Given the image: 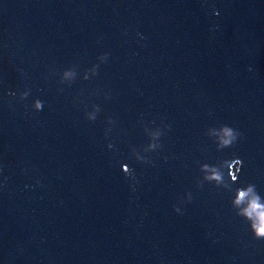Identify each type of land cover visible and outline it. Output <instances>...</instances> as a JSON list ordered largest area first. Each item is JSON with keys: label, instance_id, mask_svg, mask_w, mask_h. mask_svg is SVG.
Wrapping results in <instances>:
<instances>
[{"label": "water", "instance_id": "obj_1", "mask_svg": "<svg viewBox=\"0 0 264 264\" xmlns=\"http://www.w3.org/2000/svg\"><path fill=\"white\" fill-rule=\"evenodd\" d=\"M220 124L242 138L217 151ZM222 159L237 181L197 188ZM248 183L264 198V0H0V264H264Z\"/></svg>", "mask_w": 264, "mask_h": 264}, {"label": "clouds", "instance_id": "obj_2", "mask_svg": "<svg viewBox=\"0 0 264 264\" xmlns=\"http://www.w3.org/2000/svg\"><path fill=\"white\" fill-rule=\"evenodd\" d=\"M107 57V53L103 54ZM67 75V74H65ZM9 95L15 96V92H9ZM29 95V91L25 90L19 93V99L24 100ZM43 107V101L40 99H34L31 104V109L34 111H41ZM85 118L88 121H94L96 119L95 115L85 114ZM215 132V137L209 139L215 144L216 150L220 151L225 148H231L235 145L238 139L242 138V133L237 129L229 126L227 124H220L216 127H210ZM140 163H150L149 160L135 159ZM236 161L237 175L235 178L225 176L224 169H227L229 163ZM240 159H228L219 160L217 163L209 164L202 163L199 166V172L201 176L199 182H196L197 188L201 187L203 183H211L218 187L220 185L232 184L237 181L238 173L241 168ZM124 171V170H123ZM126 174L129 173L124 171ZM191 194L187 193V199L182 202H190ZM232 206L240 207V211L237 215L244 217L246 220L250 221L249 231L252 237L257 240H264V198L256 190L254 184L248 183L244 184L242 187H237L235 190V195L230 201ZM174 212L180 213V208L173 205Z\"/></svg>", "mask_w": 264, "mask_h": 264}]
</instances>
